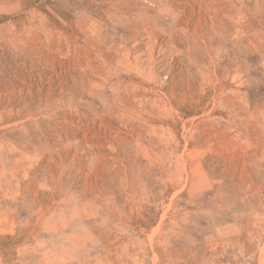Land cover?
I'll use <instances>...</instances> for the list:
<instances>
[{
    "label": "rangeland",
    "instance_id": "rangeland-1",
    "mask_svg": "<svg viewBox=\"0 0 264 264\" xmlns=\"http://www.w3.org/2000/svg\"><path fill=\"white\" fill-rule=\"evenodd\" d=\"M0 264H264V0H0Z\"/></svg>",
    "mask_w": 264,
    "mask_h": 264
},
{
    "label": "bare ground",
    "instance_id": "bare-ground-1",
    "mask_svg": "<svg viewBox=\"0 0 264 264\" xmlns=\"http://www.w3.org/2000/svg\"><path fill=\"white\" fill-rule=\"evenodd\" d=\"M117 97V96H116Z\"/></svg>",
    "mask_w": 264,
    "mask_h": 264
}]
</instances>
